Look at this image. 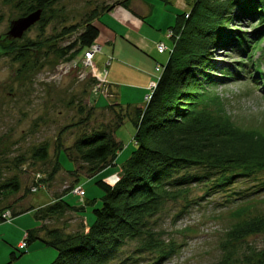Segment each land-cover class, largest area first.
<instances>
[{
	"label": "rangeland",
	"instance_id": "rangeland-1",
	"mask_svg": "<svg viewBox=\"0 0 264 264\" xmlns=\"http://www.w3.org/2000/svg\"><path fill=\"white\" fill-rule=\"evenodd\" d=\"M121 1L60 0L45 9L41 21L22 38L12 39V45L0 43V187L17 181L22 189L14 196L0 193V210L14 205L16 211L32 208L11 222L0 223V264H10L11 253L22 249L29 230L57 229L61 238L72 240L86 234L93 211L89 204L94 202V208H100L104 197L96 182L101 180L110 187L119 183L125 163L136 149L133 121L141 122L142 117L135 116L134 108L144 107L150 89L156 87L154 82L173 52L172 28L177 17L190 9L187 0H128L102 13ZM35 7L33 0H0V36L9 31L11 22ZM92 16H99L95 24L101 33L94 45L100 50L92 60L94 65L87 62V51L71 61L57 57L48 45L67 46L76 35L63 38V29L82 28ZM257 25L235 22L230 29L253 36ZM162 44L165 50L161 53L158 46ZM23 46L33 50L17 60L18 48ZM238 51L227 48L213 52L217 93L236 125L264 126V42L246 54ZM129 105L131 109L125 110ZM119 106L124 110L118 114ZM100 128L113 130L123 149L114 166L100 176L89 179L82 174L74 195L68 196L70 204L85 207L86 214L67 211L60 218L39 222L34 213L55 203L56 196L75 181L69 173L75 164L65 152L59 156L63 169L50 179L58 151L61 147L72 149L83 135ZM45 144L50 159L36 162L34 152ZM213 172L207 178V167H193L175 175L173 189L186 192L176 201H166L152 218L151 226L158 233L157 248L146 252L137 248L136 241L129 242L112 264H219L224 260L246 264L264 253V232L236 243L228 241L237 224L264 218V172L239 177L220 188L221 175ZM36 179H47V186L39 182L37 191L24 198ZM182 179L187 183L176 186ZM241 207L249 210L238 219ZM47 233L41 236L48 239ZM26 246L16 252L25 255L12 264H52L57 257V251L41 241L27 250Z\"/></svg>",
	"mask_w": 264,
	"mask_h": 264
},
{
	"label": "trees",
	"instance_id": "trees-1",
	"mask_svg": "<svg viewBox=\"0 0 264 264\" xmlns=\"http://www.w3.org/2000/svg\"><path fill=\"white\" fill-rule=\"evenodd\" d=\"M58 1L33 0L36 7L26 15L45 10ZM127 2H118L103 9L102 13ZM187 4L189 12L179 15L172 28L173 38L178 39H173V52L163 66L156 87L150 90L144 107L134 108L135 116L142 117L141 122L133 121L137 146L125 163L119 183L110 187L101 180L96 182L104 197L100 208L95 209L94 202L89 204L93 209L89 215V231L72 240L71 237L62 239L61 231L57 229L43 227L39 231L35 228L26 233V250L41 241L44 246L57 251L52 264H112L118 252L133 241L138 243L137 248L151 252L158 246V233L151 226L152 218L166 201H176L186 192L173 189L175 175L184 169L207 167V178L215 174L213 171L220 173L221 179L217 183V188H220L227 187L239 177L248 178L264 172V126L257 123L247 128L236 125L225 110L223 98L217 93L219 81L212 72V55L216 50L232 48L246 54L264 42V0H187ZM98 18L92 16L82 28L71 26L63 29L61 37H76L65 47L50 44L49 48L60 59L75 60L96 45L101 34L95 24ZM244 21L258 24L253 36L230 29L235 22ZM8 43L12 45V42ZM30 46L34 49L36 44ZM33 49L26 46L18 48L17 60L24 59L26 52ZM130 107H125V110L129 111ZM116 109L119 114L124 107ZM122 149L113 130L104 128L83 135L72 149L61 147L50 179L53 180L58 170L63 169L59 156L65 152L75 164V170L69 172L75 181L66 194L56 196L55 203L34 213L35 218L43 223L62 217L67 211L86 214V208L72 206L68 196L74 195L82 174L92 179L114 166ZM33 156L36 162L46 163L50 159L48 145L37 147ZM39 182L44 187L47 179L38 182L36 179L23 197L34 194L40 187ZM185 183L186 180L182 179L175 185ZM21 190L17 181L0 187L1 194L12 196ZM14 209L15 205L1 209L0 223L7 222L3 215L8 211L12 213V219L32 212L31 207ZM241 209L242 213L236 215L238 219L249 210ZM43 232H48V239L41 236ZM261 232H264V218L244 221L233 228L228 241L236 243ZM14 250L10 264L25 255L16 253L23 249ZM219 264L229 263L224 260ZM246 264H264V253H259L255 260Z\"/></svg>",
	"mask_w": 264,
	"mask_h": 264
},
{
	"label": "water",
	"instance_id": "water-1",
	"mask_svg": "<svg viewBox=\"0 0 264 264\" xmlns=\"http://www.w3.org/2000/svg\"><path fill=\"white\" fill-rule=\"evenodd\" d=\"M42 14V9H39L25 17L11 22L9 32L5 36L1 37L0 41L3 42L6 39L12 40L22 38L26 31L41 21Z\"/></svg>",
	"mask_w": 264,
	"mask_h": 264
},
{
	"label": "built area",
	"instance_id": "built-area-1",
	"mask_svg": "<svg viewBox=\"0 0 264 264\" xmlns=\"http://www.w3.org/2000/svg\"><path fill=\"white\" fill-rule=\"evenodd\" d=\"M172 36V34H170V35H168V37H171ZM158 50L162 53V52H164V45L162 44V45H159L158 46ZM98 52H100V50L98 49V47H96V46H93L92 47V49H91V51L89 52V53H86V58H87V62H89V60H90V65H94L93 63H92V60L94 59V56H95V54L96 53H98ZM106 73H104V75H105ZM106 82V81H105ZM107 83V82H106ZM152 89V88H151ZM150 89V90H151ZM146 99H149V97L147 96L146 97ZM3 218L7 221V222H11L12 221V213L10 212V211H8V212H6L4 215H3ZM25 246H26V243L24 242V243H22L21 245H20V248H22V249H24L25 248Z\"/></svg>",
	"mask_w": 264,
	"mask_h": 264
},
{
	"label": "bare ground",
	"instance_id": "bare-ground-1",
	"mask_svg": "<svg viewBox=\"0 0 264 264\" xmlns=\"http://www.w3.org/2000/svg\"><path fill=\"white\" fill-rule=\"evenodd\" d=\"M108 12H110V11H108ZM188 12H189V11H188ZM188 12H186V13H188ZM256 24H257V23H256ZM253 25H254V23H253ZM231 27H232V26H231ZM173 39H174V38H172L171 41L177 40L178 38H175L174 40H173ZM173 43H174V42H173ZM91 49H92V48H91ZM91 49L88 50L87 53H89V52L91 51ZM242 53H243V52H242ZM212 60H213V59H212ZM94 63H95V65H97L95 61H94ZM212 63H213V64H212V66H213L212 68L217 67V66L215 65V64H216V63H215V60H213ZM212 72H213V70H212ZM157 82H158V81H157ZM157 82H154V83L156 84Z\"/></svg>",
	"mask_w": 264,
	"mask_h": 264
},
{
	"label": "flooded vegetation",
	"instance_id": "flooded-vegetation-1",
	"mask_svg": "<svg viewBox=\"0 0 264 264\" xmlns=\"http://www.w3.org/2000/svg\"><path fill=\"white\" fill-rule=\"evenodd\" d=\"M42 11H43V13H45V10L42 9ZM31 13H32V12H31ZM29 14H30V13H29ZM29 14H28V15H29ZM25 16H27V15H25ZM25 16H24V17H25ZM42 16H43V14H42ZM9 29H10V27H9ZM8 32H9V31H8ZM8 32H7V33H8ZM7 33L1 35L0 38L3 37V36H5ZM6 42H7V43H8V42L11 43L12 40H10V39H6V40H4L3 42L0 41V43H6Z\"/></svg>",
	"mask_w": 264,
	"mask_h": 264
}]
</instances>
